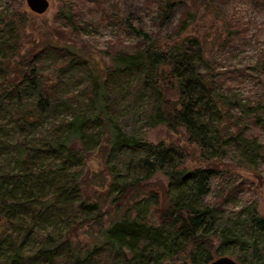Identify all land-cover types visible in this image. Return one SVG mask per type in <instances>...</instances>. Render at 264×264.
<instances>
[{
	"label": "trees",
	"instance_id": "1",
	"mask_svg": "<svg viewBox=\"0 0 264 264\" xmlns=\"http://www.w3.org/2000/svg\"><path fill=\"white\" fill-rule=\"evenodd\" d=\"M153 3L152 28L114 15L137 42L118 38L104 68L52 37L25 49L28 13L0 9V264H264L256 205L227 213L206 200L232 150L246 166L264 152L247 134L264 125V96L246 104L218 85L210 35L191 33L199 0ZM82 14L58 16L80 28ZM160 125L183 129L206 165L188 168L183 147L147 140ZM94 152L102 168L89 176ZM158 173L168 183L155 189Z\"/></svg>",
	"mask_w": 264,
	"mask_h": 264
},
{
	"label": "rangeland",
	"instance_id": "2",
	"mask_svg": "<svg viewBox=\"0 0 264 264\" xmlns=\"http://www.w3.org/2000/svg\"><path fill=\"white\" fill-rule=\"evenodd\" d=\"M215 3L210 7L212 14H207L202 6L208 0H199L201 12L197 22L191 26L193 34L204 38L206 35L211 49L208 58L211 59L214 74L222 90L236 95L243 103L251 104L264 96V70L253 68L264 58V0H209ZM50 7L43 14L34 13L25 0H0V9H21L30 17L22 32L25 49L39 44L42 39L53 38L60 44L78 46L89 59L101 68L109 65L107 55L111 44L119 38V44L131 46L137 42L135 33L121 23L131 19L133 25L153 27L152 15L156 10L154 0H49ZM215 5V8L214 6ZM70 7L82 10L81 18H77V26L67 27L58 16L59 12ZM114 15H117L116 18ZM179 18V15H178ZM177 20L165 28L159 29V34L166 39ZM235 39L227 43V37ZM78 82L75 81V86ZM264 120V115L262 117ZM247 134L256 137L264 144V125L250 123ZM147 140L166 144H175L185 149L188 158L185 166L188 168L203 167L206 162L201 157L199 148L190 144L183 129L180 132L170 131L166 126L146 128ZM228 167L220 178L213 177L211 192L206 197L208 201L222 202V208L227 213L235 212L244 206L254 207L258 214L264 216V152L251 166L238 163L232 150L223 159ZM256 163V164H254ZM86 169L99 172L102 168L100 155L94 152L86 161ZM167 177L158 173L151 181L155 189L166 186ZM232 183V184H231Z\"/></svg>",
	"mask_w": 264,
	"mask_h": 264
},
{
	"label": "water",
	"instance_id": "3",
	"mask_svg": "<svg viewBox=\"0 0 264 264\" xmlns=\"http://www.w3.org/2000/svg\"><path fill=\"white\" fill-rule=\"evenodd\" d=\"M29 8L37 14L45 13L50 7L49 0H25ZM210 264H240L237 260L230 256H220L214 259Z\"/></svg>",
	"mask_w": 264,
	"mask_h": 264
}]
</instances>
